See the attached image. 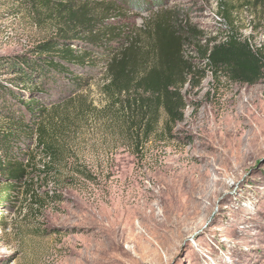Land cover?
I'll list each match as a JSON object with an SVG mask.
<instances>
[{
  "label": "rangeland",
  "instance_id": "obj_1",
  "mask_svg": "<svg viewBox=\"0 0 264 264\" xmlns=\"http://www.w3.org/2000/svg\"><path fill=\"white\" fill-rule=\"evenodd\" d=\"M68 1L0 0V57L54 37L51 12ZM105 1L111 25L163 15L191 36L185 53L197 71L182 90L183 118L136 148L92 76L45 121L62 154L34 180L35 197L0 205V264H264V75L231 82L197 55L233 31L264 56V0L79 3L100 12ZM11 76L1 69V80Z\"/></svg>",
  "mask_w": 264,
  "mask_h": 264
},
{
  "label": "trees",
  "instance_id": "obj_2",
  "mask_svg": "<svg viewBox=\"0 0 264 264\" xmlns=\"http://www.w3.org/2000/svg\"><path fill=\"white\" fill-rule=\"evenodd\" d=\"M79 1L85 0H70L51 12L60 22L54 37L28 54L0 57V71L12 74L0 79V205L12 194L35 197L34 180L51 174L50 166L62 154L45 121L60 104H71L92 76L100 75L104 112L111 121L121 119L136 148L159 124L166 128L183 118L182 90L197 71L185 53L195 44L191 36L181 34L163 15L139 27L132 22L111 25L106 21L113 2H102L104 8L97 12ZM197 55L231 82L254 84L264 75L261 49L233 31L207 40ZM29 141L36 148L30 149Z\"/></svg>",
  "mask_w": 264,
  "mask_h": 264
}]
</instances>
